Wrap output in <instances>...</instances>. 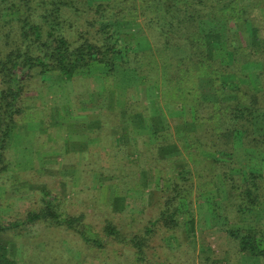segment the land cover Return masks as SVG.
<instances>
[{
    "label": "trees",
    "instance_id": "obj_1",
    "mask_svg": "<svg viewBox=\"0 0 264 264\" xmlns=\"http://www.w3.org/2000/svg\"><path fill=\"white\" fill-rule=\"evenodd\" d=\"M75 77L111 100L100 110L109 132L125 119L131 151L154 171L157 216L129 235L114 219L96 230L42 188L23 217L0 214V264H29L2 236L36 223L92 251L130 244L134 264H159L146 256L152 236H195L198 214L227 233L236 256L264 264V0H0V202L15 133L58 114L61 102L70 116L90 110ZM64 85L70 94L50 104L47 90Z\"/></svg>",
    "mask_w": 264,
    "mask_h": 264
},
{
    "label": "rangeland",
    "instance_id": "obj_2",
    "mask_svg": "<svg viewBox=\"0 0 264 264\" xmlns=\"http://www.w3.org/2000/svg\"><path fill=\"white\" fill-rule=\"evenodd\" d=\"M73 80L72 89L77 88L76 91L80 96H84L79 100L80 102L89 103L90 100L91 103L104 105L108 102L105 94L96 91L97 94L94 96L90 93L91 87L100 89L94 80L90 83L86 78L81 77H75ZM72 89L64 85L63 89L47 90L50 104L63 99L64 92L68 91L70 94ZM72 105L77 106L76 101L72 100ZM66 111H69L68 106ZM80 112L74 114L75 118L59 115L58 131L45 128L44 126L51 121L44 119L43 122H30L26 128L17 131L19 135L15 133L16 140L13 144L23 152L17 163V151L14 148L11 149L10 157L16 166L13 167L11 177L1 185L0 214L5 221L15 219L16 215L23 217L26 211L34 208L35 201L41 196L39 189L47 188L60 198L63 212L85 213L87 220L95 226L96 230H100L99 227L106 219H114L121 225L125 234L136 232L144 227L150 214L157 216L155 210L159 193L152 182L154 171L147 166L146 160H141V157H137L140 160L137 166L130 165L133 161H137L135 158L126 157L128 146L131 144L130 140L124 147L115 150V155L109 156L102 153L81 155L85 150L83 147L91 144L93 138H96L97 144L102 140L101 143L104 145L109 142V138L91 137L96 127L92 123L78 120L77 117L82 114ZM110 123L103 122V128L99 131L103 136L109 132ZM55 125L53 124V127ZM120 126L124 128L126 124L122 123ZM39 127L41 131H38ZM60 129L66 130L68 137L65 141L59 142L55 137L52 143L50 140L46 141L49 135L57 136L61 132ZM80 131L86 132L87 136L74 135L75 138H73L72 134H78ZM138 142H141V137H138ZM45 145L51 149L46 150L49 153H56L58 151L56 148L65 146L66 150H70L67 153L78 156H53L56 161L48 166L46 172H38L41 167L38 164L40 160L36 157L34 169H22L28 167L29 164L25 161L32 154L33 149L42 150ZM100 149V152L105 151ZM73 166H76L78 171L72 176L67 169ZM142 180L148 183V186L138 191L135 183H140ZM73 183L77 184L74 186ZM149 183L152 184L149 185ZM137 216L139 218L134 220ZM196 217L193 225L195 236L188 237L187 233H178V237L171 238L170 233L168 234L170 239L163 241L164 233L159 231L152 236L153 238L146 246L147 258L158 261L159 264L168 262L169 264H201V258L199 259L198 256L209 254L223 262L230 260L229 264L259 263L258 259L241 258L240 254L237 255V259L235 254L237 247L230 241L227 233L208 226L204 215L198 214ZM189 232L192 233V231ZM2 238L9 244L16 257L29 264H134L137 260L135 249L130 244H116L115 241H111L106 244V249L92 251L87 249L80 236L67 230H60L57 234L51 233L40 223L24 224L20 228L19 235L5 234ZM49 238L58 241L55 245L49 246L46 242ZM167 256H172L173 259L169 261Z\"/></svg>",
    "mask_w": 264,
    "mask_h": 264
},
{
    "label": "crops",
    "instance_id": "obj_3",
    "mask_svg": "<svg viewBox=\"0 0 264 264\" xmlns=\"http://www.w3.org/2000/svg\"><path fill=\"white\" fill-rule=\"evenodd\" d=\"M109 103V104H108ZM104 104H99V103H89L87 105V108L90 109V110H87V111H84V110H79L81 111L80 113H82L80 116L77 117L78 120L80 121H85V122H89V123H92L93 125H95V129H93L94 131V134H91L90 136L91 137H98V138H101V137H105V138H109V142L107 144H102V140L97 144L96 142V138H93V142L91 144H88V145H85L83 148L85 149L84 150V153L81 155H95V154H99V153H102V154H108L109 156L111 155H115L116 154V151L119 150L121 147H124V145H126V143L128 144V141H129V138H124L126 137V126L123 128L121 127L120 125L123 124H126V121L125 119H122L121 118V121L119 123V128L120 130L117 131V129H111L110 132H107V134H105V136H103L101 134V132H99V127L102 126L103 124V116L102 114L100 113L103 109V106ZM107 105H108V109H110L111 107H113V104L110 101L107 102ZM67 103H62L61 104H58V106H55L54 107V111L55 112H58V114L56 113L55 116L53 117H49L48 119L51 121L49 122L48 124L47 123H44V124H47L46 126H44L45 128L48 127V129H54V131H58L57 130V127L60 125H58V116L61 115V114H64L65 117H72V118H75V116H70V107L68 106L69 108V111H66V107H67ZM65 108V109H64ZM105 108V107H104ZM58 109H60L58 111ZM53 111V112H54ZM84 113V114H83ZM72 115V114H71ZM71 118V119H72ZM44 119H42L40 122H43ZM39 122V123H40ZM35 124V123H33ZM53 124H56L54 127H53ZM59 124H61V122H59ZM26 128V127H25ZM56 128V129H55ZM47 129V131H49ZM122 130V131H121ZM38 131H41V128L39 127L38 128ZM46 131V132H47ZM61 132H59V134L57 136H52V135H49L48 138H46V141L50 140V142L52 143V141L56 138L57 141L59 142H62V141H65V139H67L68 135L66 133V130L63 131V129H60ZM121 131V132H120ZM63 132V134H62ZM39 133V132H38ZM128 133V136L130 137V139L132 138L133 134L130 133V132H127ZM79 134V135H78ZM78 134H72L73 136H84L86 135V132H78ZM17 135H19L17 133ZM75 136L73 138H75ZM87 136V135H86ZM55 137V138H54ZM102 139V138H101ZM15 140H16V136L14 137V141L13 143H15ZM130 144V143H129ZM48 145H45L44 148L42 150H37V149H33V152L31 155H29L26 159V163H28V167L26 168H22L24 170H31V169H34L36 166L35 164V159L36 157L39 158V166L41 167L38 172H46L47 171V168L50 164L54 163V161H56L55 157L57 155H67V156H78V155H74V154H71V153H67V152H70V150H66L67 148H56L58 149V151H56V153H49L47 152L46 150H51V149H48ZM105 147L107 149H105ZM14 150L16 149L17 151V154H18V157H17V163H19L18 159L19 157L22 155V150L21 149H17L16 146L14 145ZM29 148V147H28ZM100 148H102L103 150L105 151H102L100 152ZM60 150V151H59ZM66 150L64 153H62V151ZM116 150V151H115ZM128 152H126V157H132V158H135L137 159V161H133L132 164H130L131 166H137V163L140 162V160H138L137 157H139V154L135 151H131V147L128 146V149H127ZM106 152V153H105ZM55 156V157H53ZM53 157V158H51ZM67 171L73 176L74 173L76 174V172L78 171V168L76 166H73L71 168H68ZM145 171V170H144ZM143 171V172H144ZM77 183H73V185L75 186ZM138 187V191H140L141 189H146V186H148V183H144V180L140 181V183H135ZM152 184V183H149V185ZM93 186H94V183H93Z\"/></svg>",
    "mask_w": 264,
    "mask_h": 264
}]
</instances>
